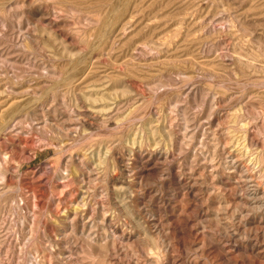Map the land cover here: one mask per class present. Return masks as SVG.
<instances>
[{
  "label": "rangeland",
  "instance_id": "374dc122",
  "mask_svg": "<svg viewBox=\"0 0 264 264\" xmlns=\"http://www.w3.org/2000/svg\"><path fill=\"white\" fill-rule=\"evenodd\" d=\"M115 1L0 0V264H264V0Z\"/></svg>",
  "mask_w": 264,
  "mask_h": 264
},
{
  "label": "bare ground",
  "instance_id": "6f19581e",
  "mask_svg": "<svg viewBox=\"0 0 264 264\" xmlns=\"http://www.w3.org/2000/svg\"><path fill=\"white\" fill-rule=\"evenodd\" d=\"M115 1V0H114ZM117 2H119V1H117ZM115 4H116V1H115ZM118 5H119V3H118ZM115 7H117V5H115ZM113 16V15H112ZM99 41V40H98ZM100 44V43H99ZM98 44V45H99ZM7 124L8 123H5V124H3L2 126H1V129H5V127L7 126ZM242 175V174H241ZM63 255V254H62Z\"/></svg>",
  "mask_w": 264,
  "mask_h": 264
}]
</instances>
